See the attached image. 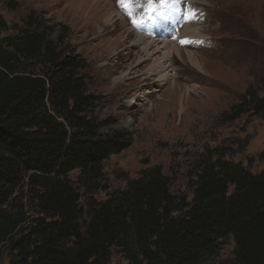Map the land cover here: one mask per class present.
<instances>
[{
  "label": "trees",
  "instance_id": "16d2710c",
  "mask_svg": "<svg viewBox=\"0 0 264 264\" xmlns=\"http://www.w3.org/2000/svg\"><path fill=\"white\" fill-rule=\"evenodd\" d=\"M9 29L0 14V31ZM47 29L30 12L17 34L0 40V253L8 250L7 264H108L114 250L128 264H211L227 238L233 257L220 264H264V168L252 172L217 148L194 157L190 197L172 191L159 165L105 199L93 197L103 162L131 135L98 132L84 63L60 46L62 38L49 40ZM245 112L264 119V95L249 88L224 115Z\"/></svg>",
  "mask_w": 264,
  "mask_h": 264
},
{
  "label": "rangeland",
  "instance_id": "374dc122",
  "mask_svg": "<svg viewBox=\"0 0 264 264\" xmlns=\"http://www.w3.org/2000/svg\"><path fill=\"white\" fill-rule=\"evenodd\" d=\"M159 1L134 0L135 18L142 21L137 26L118 0L0 2V14L10 27L0 31V40L17 34L35 12L49 27L48 39L58 43L62 38L60 46L82 59L87 92L97 98L98 132L131 135L125 150L103 162V185L93 194L97 200L154 165L169 177L173 192L190 197L191 163L206 148H217L225 159L252 172L264 168L259 158L264 119L252 112L233 119L224 115L249 88L264 95V0H167L163 6ZM150 2H156L152 11L147 10ZM107 8L114 24L103 30ZM190 9L195 19L185 18ZM137 34L154 42L150 57L143 56L142 43L134 44ZM185 39L189 43L182 44ZM157 63L164 80L154 71ZM233 246L231 238L225 239L211 264L231 259ZM8 258L2 249L0 264ZM108 264L128 263L114 250Z\"/></svg>",
  "mask_w": 264,
  "mask_h": 264
},
{
  "label": "bare ground",
  "instance_id": "6f19581e",
  "mask_svg": "<svg viewBox=\"0 0 264 264\" xmlns=\"http://www.w3.org/2000/svg\"><path fill=\"white\" fill-rule=\"evenodd\" d=\"M96 1V0H95ZM181 1V0H180ZM179 1V2H180ZM183 1V0H182ZM153 3H156V2H153ZM153 3H151L152 5H154ZM159 4H160V1L158 2ZM155 4V5H159V4ZM172 3V2H171ZM96 5V4H95ZM83 6V5H82ZM96 8V7H95ZM102 8V7H101ZM105 8V7H104ZM108 9V8H107ZM102 11H103V9H102ZM175 13V12H174ZM118 15V14H117ZM175 16V15H174ZM114 17V15H113V11L112 10H109L108 9V11L106 10L105 11V13L103 14V17L101 18V22L103 23V25H104V29L103 30H107V29H109L108 27V25H113L114 23H112L111 22V19ZM161 19V17H159V20ZM156 20V19H155ZM154 22H156V21H154ZM163 21L161 20V23H162ZM157 23V22H156ZM158 24H160L159 22H158ZM187 26V25H186ZM186 30V29H185ZM137 43H142L143 45H142V54H143V56H146V57H150V55H151V52H153V50L155 49V47H153V41H151V42H149V41H145V38L144 37H142V35H140V34H137V36H136V39L134 40V44H137ZM177 50H178V48H176ZM155 52V51H154ZM188 58L193 62V63H196L195 62V59H193L194 57H193V55H191V54H189L188 55ZM155 63V62H154ZM162 64V63H161ZM159 65V63H157V64H154L153 66H154V68H155V70L154 71H156V73H158L159 74V76H158V79L159 80H164V78H165V74H160V72L162 71L161 70V66H158ZM150 71H151V68L149 69ZM153 71V70H152Z\"/></svg>",
  "mask_w": 264,
  "mask_h": 264
},
{
  "label": "snow or ice",
  "instance_id": "6c2138e0",
  "mask_svg": "<svg viewBox=\"0 0 264 264\" xmlns=\"http://www.w3.org/2000/svg\"><path fill=\"white\" fill-rule=\"evenodd\" d=\"M165 3H167V0H160L161 6H163ZM119 6L125 11V13L129 16L131 23L133 26H137L142 21L135 18V13L133 12V8L136 6L134 3V0H118ZM148 11L153 10V5L151 2L148 5ZM186 19L191 20L196 18V12L195 10H188L185 16ZM182 44L189 43L187 39L181 41Z\"/></svg>",
  "mask_w": 264,
  "mask_h": 264
}]
</instances>
